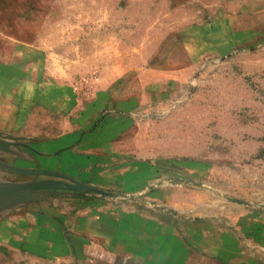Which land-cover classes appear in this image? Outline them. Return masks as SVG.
I'll list each match as a JSON object with an SVG mask.
<instances>
[{
    "label": "rangeland",
    "instance_id": "374dc122",
    "mask_svg": "<svg viewBox=\"0 0 264 264\" xmlns=\"http://www.w3.org/2000/svg\"><path fill=\"white\" fill-rule=\"evenodd\" d=\"M0 64L29 108L38 213L264 225V0H0ZM27 233L0 264H83Z\"/></svg>",
    "mask_w": 264,
    "mask_h": 264
},
{
    "label": "crops",
    "instance_id": "0c3cea01",
    "mask_svg": "<svg viewBox=\"0 0 264 264\" xmlns=\"http://www.w3.org/2000/svg\"><path fill=\"white\" fill-rule=\"evenodd\" d=\"M20 91L14 66L0 64V185L35 180L31 158L18 139L29 113V108H22ZM34 196H0V239L35 234L34 246L46 255L73 253L83 264H264V254L244 250L246 240L264 247V225L255 228V222L254 232L248 234L251 239L238 232H220L208 222L188 225L167 215L79 219L70 229L53 214L51 203L45 202L44 213H38Z\"/></svg>",
    "mask_w": 264,
    "mask_h": 264
},
{
    "label": "water",
    "instance_id": "95a60500",
    "mask_svg": "<svg viewBox=\"0 0 264 264\" xmlns=\"http://www.w3.org/2000/svg\"><path fill=\"white\" fill-rule=\"evenodd\" d=\"M43 186H44L43 184H40L35 180L25 183L0 185V196L9 195V196H15L16 198L28 199L33 195L31 193L36 191L37 188ZM91 190L95 192H102V190L97 188H91Z\"/></svg>",
    "mask_w": 264,
    "mask_h": 264
}]
</instances>
